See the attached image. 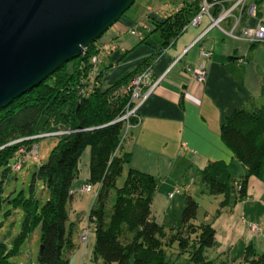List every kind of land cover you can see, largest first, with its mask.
<instances>
[{
  "label": "trees",
  "instance_id": "trees-1",
  "mask_svg": "<svg viewBox=\"0 0 264 264\" xmlns=\"http://www.w3.org/2000/svg\"><path fill=\"white\" fill-rule=\"evenodd\" d=\"M213 1V0H208ZM264 0H255L256 12ZM203 5V0H183L178 10L160 20H155L154 29L161 31L164 45L171 43L183 27ZM217 7L214 8L213 7ZM212 14L218 15L220 4L213 3ZM128 11V10H127ZM127 11L124 13L126 14ZM97 40L83 53L62 64L39 85L15 98L0 110V168L5 166L4 178L12 170L10 159L21 154V148L30 149L48 126L71 131L58 135V143L49 159L36 166L33 182L44 180L50 189V197L39 207L34 196L19 195L14 203L21 202L25 208L23 229L15 238L14 248L0 241V264H19L11 259L18 250L22 238L36 225L41 224L42 245L39 260L42 264H68L65 249L73 247L74 223L67 226L68 202L74 179L80 172V157L89 146L91 149L89 183L101 184L100 192L90 210V220L95 223V255L107 264H170L164 244L178 241L179 252L189 251L187 264H232L216 261L206 254L208 247L216 244V229L211 222L195 223L199 202L186 195L182 224L167 235L165 226L157 221L152 212V201L159 185V178L152 173L129 166L122 185H117L124 166L131 160V152L122 149L128 96L116 95L115 91L128 83L147 60L114 84L104 88L101 83L89 95L81 92L85 77L93 66L92 55L98 53ZM154 57V55H153ZM41 116L45 117L44 130L37 128ZM131 123L137 118L132 116ZM221 135L234 151L235 156L247 165V173L235 179L227 162L212 160L203 169L209 192L224 194L221 205L247 195V182L252 174H258L264 157V103L250 107L241 105L226 116ZM3 181H0V208L4 202ZM241 183V188H237ZM115 189L114 200L109 205L110 193ZM9 201V199H8ZM221 208L218 209V213ZM69 228V229H68ZM166 239V241H165ZM245 264H264V250L258 252L249 244L245 253Z\"/></svg>",
  "mask_w": 264,
  "mask_h": 264
},
{
  "label": "crops",
  "instance_id": "crops-1",
  "mask_svg": "<svg viewBox=\"0 0 264 264\" xmlns=\"http://www.w3.org/2000/svg\"><path fill=\"white\" fill-rule=\"evenodd\" d=\"M254 4L255 0H225L220 8L229 9V13L219 24L213 25L211 15L203 12L199 23L190 24L172 43L164 45V37L160 30L154 29L153 22L177 10L183 0H135L134 7L97 40L98 68L102 71L104 88L143 67L147 60H152L153 75L163 76L157 89L139 106L141 119L128 129L122 145L123 150L131 152V160L124 170L131 166L159 178L152 212L163 225L181 226L186 200L184 204L175 203L180 211L172 214L173 223L167 214L177 193L195 190L196 178L188 176L190 171L202 175L205 182L204 167L212 160H223L235 179L247 173V165L223 139L221 127L226 116L239 106L264 103V40L250 42L242 35L245 27H255L264 19V1L259 5L261 15L251 10ZM145 23L150 28H145ZM133 27L142 29L143 39L131 33ZM109 47L108 53L104 48ZM200 63L208 68L203 81H198L186 69L189 64ZM90 159L88 146L80 157V172L72 184L76 191L70 200L73 202L80 195V202L86 201L88 221L87 224L82 221L84 212L74 213L68 207L67 222L74 223L73 247L64 251L68 264H107L96 257V232H91L93 222L89 210L97 196L87 195L93 190L77 191L89 182ZM206 189L207 186L202 191ZM237 201L241 203H237L231 216L222 208L212 223L216 234L217 229L222 232V239L229 236L234 224L233 240L230 239L228 249L223 251L225 258H218L232 264L243 262L249 244L258 252L264 250V157L259 173L248 178L246 197ZM251 223L259 225L261 232H255ZM86 227L89 233L87 240H83L81 232ZM28 255L30 264H38L31 251Z\"/></svg>",
  "mask_w": 264,
  "mask_h": 264
},
{
  "label": "water",
  "instance_id": "water-1",
  "mask_svg": "<svg viewBox=\"0 0 264 264\" xmlns=\"http://www.w3.org/2000/svg\"><path fill=\"white\" fill-rule=\"evenodd\" d=\"M135 0H0V110L80 56Z\"/></svg>",
  "mask_w": 264,
  "mask_h": 264
},
{
  "label": "rangeland",
  "instance_id": "rangeland-1",
  "mask_svg": "<svg viewBox=\"0 0 264 264\" xmlns=\"http://www.w3.org/2000/svg\"><path fill=\"white\" fill-rule=\"evenodd\" d=\"M131 9H132V6L128 9V11H130ZM115 82H113V84ZM44 120H45V117L41 116L37 123V128L39 130H44V127H43ZM55 128H57V126L55 125L48 126L45 129L46 130L45 132L53 131ZM58 140H59L58 137L54 134H44L42 136H39L34 141L33 145H31L30 148L32 149L31 150L29 149L30 150L29 153H25L22 155L17 154L16 156L10 159L8 166H12V170L9 172L8 176L4 178L3 173H1L4 171L5 166L0 168V181L4 180L2 194L5 198L3 205L0 208V241L2 240L5 241L11 248H14L15 238L18 236V234L23 229V222H24L25 215H26L24 205L21 202L14 203V199L21 194L24 195L25 197H30L33 195L34 198L38 200L39 207L43 206L45 202L48 200V198L50 197L49 187L46 185V183L42 179H38L37 181L33 182V173H34L36 166L40 165L41 163L49 159V156L53 148L57 145ZM35 147H38L37 158H34L31 154L32 152L35 153ZM19 160L22 161V167L19 169H16L14 165ZM82 169H84V167H82ZM127 169L128 168H125L123 173L119 176L117 180L118 186L123 184L127 171H128ZM192 175H194L196 178L195 179L196 181L194 183L195 190L182 191L180 193H177L174 201L171 202V207L167 214V216L169 215L171 217V222L172 223L174 222V218L172 214L180 211V208L177 210L178 206L175 205V203L179 205V203L182 202V204H184L183 202H185L184 200H186L187 194H192L199 202L197 216L194 219L195 223L216 222L215 219L219 216L218 215L219 208L221 209L223 208V210L225 209L224 213H228L229 214L228 216H231L232 213L235 211L237 203L238 202L241 203L242 201V200L235 201L236 192L232 194L231 202L222 206L221 201L225 197L224 194H213L209 192V190L207 189L206 191H202L203 188H206V184L205 182H203V179L201 177L202 175L198 173V175H200L198 176L194 174V172L190 171V175L188 176L190 177ZM99 186L100 184L93 183L94 189L92 192H88L87 195H89L90 198H93L96 195V191L99 190ZM80 189L77 188V191H87V190H83V189L80 190ZM114 195H115V189H113L110 193L109 205H111V203L113 202ZM80 199L81 198L79 195V196H76L75 201L71 202L69 200L68 207L71 208L74 213L76 212L79 214V213L84 212L82 221L85 224H87L88 209L86 207V201L80 202L81 201ZM88 208L90 209V207ZM70 224H71L70 221L67 222L68 227H70ZM164 226L167 231V235H170L172 231H176L179 228L178 226L173 228V226H171V223H166ZM234 229L235 228L233 224L231 233L225 239H222L220 237L222 235V232L220 233L219 229H217V231L219 232L216 234L218 238V244L212 247H208L206 249V254L210 258H214L218 262H220V260L218 259L219 257L225 258L224 257L225 254L223 251L225 249H228V243H230V239L232 242ZM92 231L96 232L94 222H93V226H91V232ZM73 234H74V230H73ZM41 245H42L41 224H36L29 231V233L22 238V241L20 242L18 246V250L16 251L17 253L13 254L11 256V259L19 264L21 263V261H25L24 264H30L28 253L31 251L32 257H34V261L40 264L38 258H39V252L41 249ZM164 247L168 253V259L170 260V264H187L188 258H189V251H184L183 253L178 254L180 250L178 241L171 243V241L168 240V243L167 244L165 243ZM259 251H262V249H260ZM245 263L246 262L244 259L243 262L241 261L238 264H245Z\"/></svg>",
  "mask_w": 264,
  "mask_h": 264
},
{
  "label": "built area",
  "instance_id": "built-area-1",
  "mask_svg": "<svg viewBox=\"0 0 264 264\" xmlns=\"http://www.w3.org/2000/svg\"><path fill=\"white\" fill-rule=\"evenodd\" d=\"M239 1H242V0H239ZM224 2H225V0H213V1L203 0V5H202L200 12L197 15H195L188 23H186L184 25L183 30H185L190 24L199 23L201 20V16H202L203 12H207L209 15H211L213 25L219 24L220 21L228 15L229 9L223 8L218 13V15H214V14H212L211 8H212L213 3H218V4L223 6ZM149 9L154 10L153 7H150ZM251 10L252 11L256 10L255 4L251 6ZM175 11H173V12H175ZM143 26L145 28H150V25L146 24V23ZM205 32L206 31L201 33V35H199L198 39H200L204 35ZM131 33L134 35H137L140 39L144 38V33H143L142 29H140L138 27H133L131 29ZM242 35L244 38H246L250 42H257V41L264 40V19H260L258 21L257 26H255V27H245L243 29ZM100 48H102V47H100ZM104 49L106 50V52L109 53L111 47L104 48ZM91 61L93 63V66L90 69V71L88 72L87 77H85V84L81 86V92L84 93V95L91 94V92H93L94 89L96 88V86L99 84L98 76H99L100 70L98 68V61H99L98 53L92 55ZM186 69L189 72H191L192 75L198 81H203L205 79V77L207 76V73H208V68L205 65V63L189 64L186 66ZM162 78H163V76L155 77L153 75L152 64L150 63L147 66H145L141 71H139L128 83L123 84L119 89H117L115 91L116 95H126L129 98L127 105H126V112L121 117L122 119L126 120V122H127L122 141L126 138L127 133H128V129L140 121L141 117L138 113L139 106L148 98V96L152 92H154L157 89ZM132 116L137 118L136 123L135 122L131 123L130 118ZM69 131H71V130L65 129V128H59V129H56V130H53L50 132L44 131V132L35 134L31 137L32 138L33 137H39V136H42L44 134H54V135L58 136L60 134H63L65 132H69ZM31 149L32 148H30V150ZM20 150H21L20 155L30 152V150L27 149L26 147L25 148L22 147ZM37 150H38V147H35V153H33V152L31 153L34 158H37ZM14 167L16 169L21 168L22 167V161H20V160L17 161L15 163ZM241 186H242L241 183H237L238 188H241ZM100 188H101V184L99 186V190L96 191V196H98V194L100 192ZM82 189L87 190V191H91L94 189V187L91 183L88 182V183L83 185ZM75 191H76V189H74V188L71 189V192L74 193ZM174 192L175 191L171 192L170 195H173ZM251 227L255 232H259V233L261 232V227L257 224L251 223ZM88 233H89V228L86 227L81 232V238L83 240H87Z\"/></svg>",
  "mask_w": 264,
  "mask_h": 264
}]
</instances>
